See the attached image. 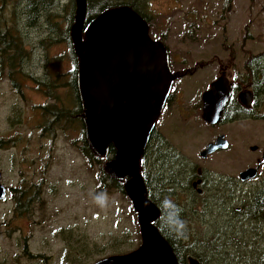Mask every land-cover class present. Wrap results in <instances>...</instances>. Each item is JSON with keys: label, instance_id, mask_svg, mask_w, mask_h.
<instances>
[{"label": "rangeland", "instance_id": "obj_1", "mask_svg": "<svg viewBox=\"0 0 264 264\" xmlns=\"http://www.w3.org/2000/svg\"><path fill=\"white\" fill-rule=\"evenodd\" d=\"M43 4L0 0V29L22 46L15 62L0 32V172L9 188L0 199V264H91L141 244L138 212L126 191L106 177L111 158L93 159L82 148L84 125L69 85L78 72L71 37L76 0H52L39 13L29 8ZM140 8L178 74L153 130L161 160L153 151L141 162L144 180L153 186L150 196L164 211L160 225L169 219V200L185 222L176 237L179 249H196L203 264H264V221L254 217L252 204L264 188V167L252 180L239 178L261 157L263 100L257 97L251 117L239 122L225 115L214 126L203 119V94L222 69L242 88L239 93L251 88L246 81L253 63L264 60V0H140ZM34 103H40L37 112ZM221 133L230 147L202 158L200 152ZM255 144L258 150H252ZM198 166L213 172L217 184L203 201L182 190ZM159 177L165 180L156 190Z\"/></svg>", "mask_w": 264, "mask_h": 264}, {"label": "water", "instance_id": "obj_2", "mask_svg": "<svg viewBox=\"0 0 264 264\" xmlns=\"http://www.w3.org/2000/svg\"><path fill=\"white\" fill-rule=\"evenodd\" d=\"M76 3L71 37L78 59L77 82L87 139L99 156L108 155L114 145L115 156L106 162L105 171L125 181V191L138 212L142 236L137 249L94 264H180L172 245L154 224L162 210L149 197L141 173L142 156L175 80L167 47L152 38L149 23L128 5L102 11L86 26L88 2ZM230 96V81L222 74L203 94L205 122L218 124L222 120ZM239 97L249 107L254 92L246 89ZM224 137L209 143L201 155L207 157L227 148ZM259 169L260 165L249 167L240 177L244 181L253 179ZM6 196L7 186L0 172V199ZM189 263L201 264L194 256L189 257Z\"/></svg>", "mask_w": 264, "mask_h": 264}, {"label": "trees", "instance_id": "obj_3", "mask_svg": "<svg viewBox=\"0 0 264 264\" xmlns=\"http://www.w3.org/2000/svg\"><path fill=\"white\" fill-rule=\"evenodd\" d=\"M38 1V0H36ZM42 3H44L42 7L37 8V5H35V7H32L29 5L30 10L33 9L32 11L35 12L37 11L38 13L41 11H45V10H49V8L52 6V0H41ZM88 2V13H87V19H86V23H89V21H91L95 16H97L99 13H101L102 11L108 9V8H112V7H116V6H122V5H128L130 7H132L135 11H137L139 14H141L147 21H149V19L147 18V16L145 15V13L141 10L140 8V0H87ZM91 12V13H90ZM150 22V21H149ZM0 32L2 34L1 36V40H3L4 44H8V46H11L10 48L12 50H14V53L12 54V58L15 60V62H17V58L22 55V46L21 43H15L14 41V36L12 37L11 35V39L8 37V34L5 32H2V30L0 29ZM71 41V39H70ZM24 50V49H23ZM4 51H6V48L4 49ZM264 55V54H263ZM259 59V58H258ZM264 59V58H262ZM17 64V63H16ZM77 69V67H76ZM247 76L251 75V70L248 69V73H246ZM77 82V70L74 72V76L72 78V83L76 84ZM246 84L249 85V87L253 88L255 94H256V99H255V103L257 101V97L258 99H262L263 100V106H264V60H259L256 63H253V77L249 80L246 81ZM76 87V91H77V86ZM238 105V104H237ZM236 106V101H232V103L230 104V108L229 111L226 114L230 113V110L232 107ZM234 110V108L232 109ZM231 110V112H232ZM82 112V109L80 110ZM85 128V127H84ZM155 131L152 132L150 140L147 144V147L145 149V153L142 157V161L143 159H145V157L149 156V154L153 151L157 152L160 155V160H161V149L160 147L158 149H154V140H155ZM89 151H90V156L93 159L96 160H101L103 158H112L115 155L116 149L114 147V145L112 144L110 146V152L108 155L106 156H99L97 155L90 147H89ZM141 161V162H142ZM107 173V172H106ZM145 173V172H144ZM108 174V173H107ZM162 174V172L160 173ZM109 177V179L113 180V182L115 183L114 185L118 188H121L123 191H125L124 188V183L121 181L116 180L115 178L111 177L109 174L106 176ZM160 178V177H159ZM156 179L154 180V185L156 186L155 189L159 190L160 186H158V183H160L161 181H164L165 179L160 178V179ZM145 181H146V185L147 187L150 189L153 187L151 182L149 181V178L145 177ZM171 184L176 183V181L171 180L170 181ZM263 193L264 191H260L259 193H257L255 195L254 200L252 201V204L256 206V213L254 214V217L261 221H264V203H263ZM151 197L152 199L157 203L156 198H153V194L151 193ZM158 204V203H157ZM163 210V209H162ZM232 212H234V214H240V212L236 209H234V211L232 210ZM166 216H169V219L166 221L165 225L161 226L160 225V220L161 218L164 216V211H162V215L161 217L154 222V224L159 228V230L161 231V233L166 237V239L170 242V244L174 247L175 252L177 254V257L180 261L181 264L187 262L188 259V255H193L197 258H199L200 260L202 259L200 256L199 251H197L196 249H188V251L186 252L185 249H183L182 247L179 249L177 243H180L181 240L179 241L176 237L181 236L180 231L178 232L175 228V226L172 223V220L170 219L171 214H172V209H167L165 211ZM233 214V213H232ZM179 218L181 219V216L179 215ZM241 222L244 221V218L239 219ZM246 221V220H245ZM225 225H230L228 223V221L225 223ZM233 234L238 237L241 236L240 231L236 232L234 231ZM173 238H176L177 241L175 242L173 240ZM205 245V244H204ZM200 250L203 251L204 253V247L200 248ZM206 256L209 257L210 259V255L207 254L206 252ZM211 263V260H210Z\"/></svg>", "mask_w": 264, "mask_h": 264}, {"label": "flooded vegetation", "instance_id": "obj_4", "mask_svg": "<svg viewBox=\"0 0 264 264\" xmlns=\"http://www.w3.org/2000/svg\"><path fill=\"white\" fill-rule=\"evenodd\" d=\"M149 22V21H148ZM150 23V22H149ZM150 29H151V24H150ZM166 45V44H165ZM166 47H167V45H166ZM167 49H168V47H167ZM168 52H169V49H168ZM169 62H170V66H171V68H172V62H171V59H170V54H169ZM172 71H173V68H172ZM173 73H174V71H173ZM175 74V78H178V74L177 73H174ZM221 74H225L226 76H227V71L225 70V69H222L221 70ZM218 78V77H217ZM216 78V79H217ZM227 78L229 79V81H230V84H231V89H232V92H231V97H230V100H229V102H228V104H227V106H226V110H225V112H224V115H223V118H222V120L219 122V123H222L224 120H225V115H227V116H229V119L227 120L228 122H230V121H232V122H239V120H243L244 118H248V117H251V111L253 110V108L255 109V107H254V105L252 104L251 106H244V105H242V103H241V100L239 99V95H238V93H239V91L242 89V88H240V87H238V84L237 83H235V82H233V81H231L230 80V78L227 76ZM215 79V80H216ZM212 84V83H211ZM69 85H71V86H73L74 88H75V90H76V87H75V85L77 86V91L75 92L76 93V95H77V99H78V102H79V113H78V118L81 120V124H83L84 125V133H85V139H84V144H83V150L85 151V148L89 151V147H90V145H89V142H88V139H87V134H86V126H85V122H84V118H83V106H82V100H81V96H80V92H79V86H78V82H76V84L75 83H70ZM239 89V90H238ZM247 89H251V88H247ZM246 90V89H245ZM253 90V89H252ZM254 91V90H253ZM237 98V99H236ZM255 98H256V94H255V92H254V100H255ZM236 101L237 100V106H235V107H232L231 108V110L234 108V110H232V112H231V110H230V113L229 114H226L228 111H229V108H230V104L232 103V101ZM253 100V101H254ZM35 104V107H34V111H36L37 112V110H38V107L36 108V106H38L40 103H38V104H36V103H34ZM254 104H255V102H254ZM82 109V112L80 111ZM238 112H240V113H238ZM66 115V113H62V116L64 117ZM58 116H59V113H58ZM254 117H256V115H254ZM59 118L61 119V116L60 117H58V119H57V121L59 120ZM207 123V122H206ZM219 123L218 124H210V125H219ZM207 124H209V123H207ZM57 128V126L55 127V129ZM225 135V133H221V134H219V135H217V137L215 138V141L217 140V138L219 137V136H221V135ZM247 134H248V132H247ZM244 137H246V133L245 132H243V134L242 135H240V138H244ZM226 140H227V142H228V147L227 148H220V149H218V150H216L215 152H218V151H220V150H222V149H228L229 147H230V140L228 139V138H226V135H225V137H224ZM214 141V142H215ZM213 142V141H212ZM211 143V142H210ZM207 146H208V144H207ZM206 146V147H207ZM253 146H256L257 148L256 149H253L252 147ZM253 146H251V148H252V150H258L259 149V146L257 145V144H255V145H253ZM205 147V148H206ZM204 148V149H205ZM203 149V150H204ZM202 150V151H203ZM201 151V152H202ZM201 152H200V156L202 157V158H204V159H206L207 157H203L202 155H201ZM214 153V152H213ZM213 153H211V154H213ZM258 165H260V169H259V171H258V175H259V173H260V170H261V168L262 167H264V146L262 147V153H261V157H258L257 158V165L256 166H258ZM255 166V167H256ZM241 173V172H240ZM213 172H211V171H209V170H207L206 168H203L202 166H198L197 167V173L195 174V176L194 177H191V180L190 181H188V183H186V185H182V187H183V192L184 193H192L194 196L193 197H196V199L197 200H201V201H203V199H204V197H205V194H207V193H212V191L213 190H215L216 189V187H217V184H215L214 182H213V180H212V177H213ZM112 177V176H111ZM239 178H240V180L241 181H243V182H246V181H249V180H246V181H244V180H242L241 179V177H240V174H239ZM256 178V177H255ZM252 180V179H251ZM119 181V180H118ZM197 183V184H196ZM196 184V185H195ZM8 187H7V193H8ZM261 191H264V188L261 190ZM27 194V191H25L24 189H23V193H22V195H20V197L23 199V197L25 196ZM42 195V194H41ZM41 195H40V197H41ZM263 203H264V193H263ZM237 210H240V207H238V209ZM264 211V210H263ZM175 250V249H174ZM76 254V253H75ZM121 254V253H120ZM124 254V253H123ZM108 257V256H107ZM103 258H106V257H103ZM103 258H100V259H98L97 261H99V260H101V259H103ZM200 260V259H199ZM263 260H264V258H263ZM97 261H95V262H93V263H96ZM187 261H188V259H187ZM200 262H201V260H200ZM93 263H91V264H93ZM188 263H189V261H188ZM181 264V263H180ZM183 264H187V262H185V263H183ZM201 264H203L202 262H201Z\"/></svg>", "mask_w": 264, "mask_h": 264}, {"label": "clouds", "instance_id": "obj_5", "mask_svg": "<svg viewBox=\"0 0 264 264\" xmlns=\"http://www.w3.org/2000/svg\"><path fill=\"white\" fill-rule=\"evenodd\" d=\"M98 202H103V198L99 197ZM164 205L166 208L171 207L173 210L170 219L172 220L176 230L179 232L180 230L184 229L185 222L179 218V214L182 210L178 206L172 204V202L169 200H165Z\"/></svg>", "mask_w": 264, "mask_h": 264}]
</instances>
